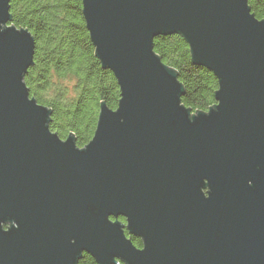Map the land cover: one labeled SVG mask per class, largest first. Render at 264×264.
<instances>
[{"label":"water","instance_id":"1","mask_svg":"<svg viewBox=\"0 0 264 264\" xmlns=\"http://www.w3.org/2000/svg\"><path fill=\"white\" fill-rule=\"evenodd\" d=\"M12 1L0 0V264H264V19L248 0H83L121 91L84 148L30 97L35 40L9 25ZM171 35L219 81L207 112L182 105L154 52Z\"/></svg>","mask_w":264,"mask_h":264},{"label":"trees","instance_id":"2","mask_svg":"<svg viewBox=\"0 0 264 264\" xmlns=\"http://www.w3.org/2000/svg\"><path fill=\"white\" fill-rule=\"evenodd\" d=\"M252 14L264 19V1L248 0ZM10 26L28 30L35 40L34 64L24 75L30 97L51 110L49 128L62 140L74 137L78 148L93 138L102 104L116 110L121 97L114 74L96 56L83 16V0H13ZM154 52L173 69L184 87L181 103L192 113L215 107L219 81L195 65L179 35L161 36ZM69 84H72L70 87ZM136 247L140 240L132 239ZM78 264H96L83 254Z\"/></svg>","mask_w":264,"mask_h":264},{"label":"flooded vegetation","instance_id":"3","mask_svg":"<svg viewBox=\"0 0 264 264\" xmlns=\"http://www.w3.org/2000/svg\"><path fill=\"white\" fill-rule=\"evenodd\" d=\"M113 221H114V219H112ZM118 221L125 227V225H126V220H125V218H123V217H119L118 218ZM14 225V222H10V223H8L7 225H4L3 226V229L5 230V231H7L10 227H12ZM124 232H125V234H126V236H127V238L128 239H130L131 241H132V239L134 240V239H138V240H140V243H141V246H139V247H137L138 249H142V247H143V241H142V239L141 238H139V237H136V236H134V235H130V233L126 230V228H124ZM133 243V242H132Z\"/></svg>","mask_w":264,"mask_h":264},{"label":"rangeland","instance_id":"4","mask_svg":"<svg viewBox=\"0 0 264 264\" xmlns=\"http://www.w3.org/2000/svg\"><path fill=\"white\" fill-rule=\"evenodd\" d=\"M69 86L71 87V86H72V84H69Z\"/></svg>","mask_w":264,"mask_h":264}]
</instances>
